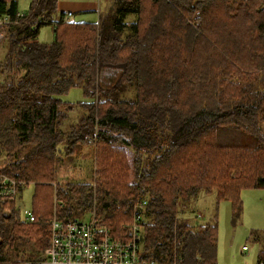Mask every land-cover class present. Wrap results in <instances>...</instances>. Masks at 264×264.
<instances>
[{
    "label": "trees",
    "instance_id": "obj_1",
    "mask_svg": "<svg viewBox=\"0 0 264 264\" xmlns=\"http://www.w3.org/2000/svg\"><path fill=\"white\" fill-rule=\"evenodd\" d=\"M112 2L107 18L87 23L62 21L58 0H30L26 23L0 27V77L9 76L0 83V148L16 152L0 172L21 183L15 201L0 200V264L36 261L53 214L67 223L95 208L126 239L143 201L141 259L217 264L219 202H229L235 225L241 192L264 189V0ZM18 11V0H0V15ZM39 17L56 22L51 42L31 29ZM72 88L83 102L61 100ZM75 107L83 114L62 131ZM88 143L92 182L55 183L57 152ZM29 183L31 223L21 205ZM200 194L214 195L213 224L193 227L178 207ZM255 264H264V248Z\"/></svg>",
    "mask_w": 264,
    "mask_h": 264
},
{
    "label": "rangeland",
    "instance_id": "obj_2",
    "mask_svg": "<svg viewBox=\"0 0 264 264\" xmlns=\"http://www.w3.org/2000/svg\"><path fill=\"white\" fill-rule=\"evenodd\" d=\"M30 0H18L19 12L27 11ZM112 0H58V13L66 15L72 14L70 20L77 22L97 23L111 13ZM116 13L123 22L132 20V15L128 13ZM27 18L22 22L26 23ZM53 25H42L37 36L38 42L48 43L53 40ZM127 31V29H124ZM5 54L3 37H0V60ZM9 76L0 77V83L8 82ZM134 91L132 90V95ZM61 100L75 105L83 102L80 88H72L68 94L61 96ZM83 114L80 107H75L69 113L67 120L62 122L60 129L66 131L68 126L76 121ZM61 147H58L60 149ZM12 153V154H11ZM16 152L0 148V171L6 172L13 162ZM95 146L92 143L78 145L74 154L65 156L58 154L54 161L55 183H91L94 178L96 168ZM45 190L49 201H54V193L51 186L42 187ZM34 192L33 183L22 192L21 205L22 212L29 209L31 196ZM243 211L240 219L235 225L230 222V204L227 201L219 202L217 213V264H255L257 252L264 248V241L261 239L264 230V189H245L241 192ZM215 214V198L213 194H200L192 199L185 206L178 207V217L180 221H186L193 227L198 225H212ZM89 215L82 220L87 221ZM156 264V263H155ZM169 264V263H168Z\"/></svg>",
    "mask_w": 264,
    "mask_h": 264
},
{
    "label": "built area",
    "instance_id": "obj_3",
    "mask_svg": "<svg viewBox=\"0 0 264 264\" xmlns=\"http://www.w3.org/2000/svg\"><path fill=\"white\" fill-rule=\"evenodd\" d=\"M68 12L62 21L71 17ZM25 13L16 12L14 17L0 15V27L18 24ZM43 17L31 24L32 31L45 25ZM56 24V22H53ZM0 37L3 34L0 33ZM19 181L0 172V200L15 201L18 197ZM146 202H140L132 208V218L125 225L127 238H114L111 232L95 216L92 208L87 221L61 222L55 214L49 221L50 237L48 246L34 262L24 264H155L140 258V219ZM23 216L31 223L34 221L29 209L23 210ZM169 264H183L180 259H174Z\"/></svg>",
    "mask_w": 264,
    "mask_h": 264
},
{
    "label": "crops",
    "instance_id": "obj_4",
    "mask_svg": "<svg viewBox=\"0 0 264 264\" xmlns=\"http://www.w3.org/2000/svg\"><path fill=\"white\" fill-rule=\"evenodd\" d=\"M39 33H40V29H39V31H38V34H37V36L39 35Z\"/></svg>",
    "mask_w": 264,
    "mask_h": 264
}]
</instances>
